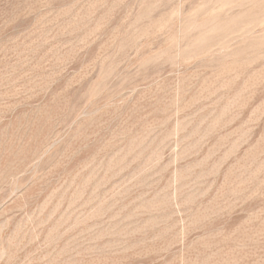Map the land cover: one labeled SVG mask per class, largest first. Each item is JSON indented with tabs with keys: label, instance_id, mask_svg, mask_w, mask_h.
<instances>
[{
	"label": "rangeland",
	"instance_id": "obj_1",
	"mask_svg": "<svg viewBox=\"0 0 264 264\" xmlns=\"http://www.w3.org/2000/svg\"><path fill=\"white\" fill-rule=\"evenodd\" d=\"M0 264H264V0H0Z\"/></svg>",
	"mask_w": 264,
	"mask_h": 264
}]
</instances>
